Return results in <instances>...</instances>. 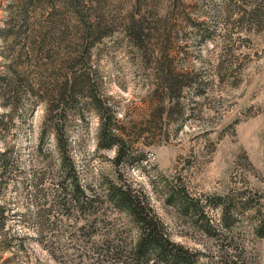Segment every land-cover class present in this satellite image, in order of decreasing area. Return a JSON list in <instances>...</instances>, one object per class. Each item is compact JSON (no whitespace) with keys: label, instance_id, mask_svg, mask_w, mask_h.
Instances as JSON below:
<instances>
[{"label":"rangeland","instance_id":"374dc122","mask_svg":"<svg viewBox=\"0 0 264 264\" xmlns=\"http://www.w3.org/2000/svg\"><path fill=\"white\" fill-rule=\"evenodd\" d=\"M2 79L0 264H117L136 238L103 198L58 210L56 123L80 184L130 188L201 264H264V0H0Z\"/></svg>","mask_w":264,"mask_h":264},{"label":"trees","instance_id":"16d2710c","mask_svg":"<svg viewBox=\"0 0 264 264\" xmlns=\"http://www.w3.org/2000/svg\"><path fill=\"white\" fill-rule=\"evenodd\" d=\"M254 13L256 12L254 11ZM130 29L131 30H128L126 33L127 41L129 45L135 47L142 56L146 50L143 47V44H141L143 43V37L140 29L138 26ZM2 82L3 79L0 81V84ZM1 86L0 97L1 102H4L6 100L5 96L8 97V91H4L6 89H4L3 84ZM182 88L183 87H179L180 90H182ZM15 94L16 92L12 91L11 97ZM59 94L62 99H65L69 96H73L74 93L68 90L67 84L65 83ZM41 101L44 106V115L47 118L48 123L54 124L53 120L56 117L58 106L54 107L52 104L53 97L49 95L43 97L41 95ZM10 104L11 103L4 102L2 107L7 106V108H10ZM14 110L15 107L12 105V109L9 112L7 111V113L1 117H11ZM94 110L99 119V147H116L118 151L116 162H119L121 156L119 151H121L122 145L117 139V134L113 133V128L109 122H107L109 118L106 119L101 109L94 106ZM45 120L46 119H44V122ZM53 126V132L56 137L55 146L59 157V169L63 174V179L59 182V185H61V188L58 191L59 195L55 197L56 203H58L61 208L58 210H67L69 208L67 206L72 204L77 211H84L86 207L94 204L101 205L102 201L99 198H103V200L105 199L104 202H108V204L112 205L119 212L126 214L136 228V238L129 249L125 246V250H129L128 252L123 250L124 253H127L128 257L123 255L122 257H119V259L116 258L117 264H201L197 254L190 252L188 249H184L182 246L170 240L163 225L150 212L147 203H143L144 201L141 196L130 188L115 183H109L102 189V193H98L94 189L80 184L76 177L73 163H71V161L69 164L66 163L68 160V145L63 139V127H60L58 123ZM0 165L2 174L10 172V170L15 168L7 161L6 150L0 152ZM179 201L185 203L184 199H180ZM218 207L223 216H225V205L220 203ZM113 249H115V247L108 245L104 250L101 249V252H103V254L105 252L109 255H116V252H119V249H116L115 251H113ZM102 257H104V255ZM222 262L223 261H220V263Z\"/></svg>","mask_w":264,"mask_h":264}]
</instances>
